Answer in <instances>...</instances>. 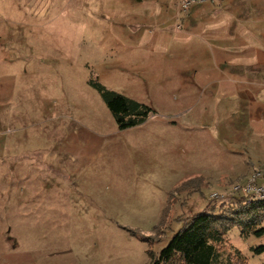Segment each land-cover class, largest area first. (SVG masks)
Returning <instances> with one entry per match:
<instances>
[{
	"label": "rangeland",
	"instance_id": "374dc122",
	"mask_svg": "<svg viewBox=\"0 0 264 264\" xmlns=\"http://www.w3.org/2000/svg\"><path fill=\"white\" fill-rule=\"evenodd\" d=\"M129 3L0 0V264H153L180 216L201 211L212 193L225 194L216 206L231 200L236 178L210 183L240 173L232 157L209 154L202 163L200 149L187 158L188 139L165 116L187 106L129 65L144 56L143 39L112 36L115 21L137 13ZM91 80L153 113L119 129ZM222 134L217 147L247 164ZM226 245L247 264H264V251H254L264 234L243 236L235 226Z\"/></svg>",
	"mask_w": 264,
	"mask_h": 264
},
{
	"label": "crops",
	"instance_id": "0c3cea01",
	"mask_svg": "<svg viewBox=\"0 0 264 264\" xmlns=\"http://www.w3.org/2000/svg\"><path fill=\"white\" fill-rule=\"evenodd\" d=\"M126 1L137 2V13L115 21L111 34L143 39L144 56L129 65L147 76V82L171 89L187 106L183 114L169 110L165 115L167 122L180 124L188 139L187 158L193 160L200 149L202 163L209 154L216 155L217 162L226 153L232 157L231 168L241 171L210 183L217 188L235 178L243 181L253 172L249 163L264 171V0H205L179 17V0ZM123 58L120 64L126 67L128 57ZM242 123L249 126L252 143L245 140ZM223 131L238 153L244 150L249 156L247 164L238 158L236 165L234 151L217 147L216 134Z\"/></svg>",
	"mask_w": 264,
	"mask_h": 264
},
{
	"label": "trees",
	"instance_id": "16d2710c",
	"mask_svg": "<svg viewBox=\"0 0 264 264\" xmlns=\"http://www.w3.org/2000/svg\"><path fill=\"white\" fill-rule=\"evenodd\" d=\"M90 84L97 90L121 130L142 124L153 113L144 103L108 89L97 81L91 80ZM198 178L188 182L201 179ZM185 186H188L187 182L181 188ZM190 186L194 190L197 188ZM233 197L230 202H221L218 206L209 199L201 211L184 218L180 216L178 219L182 220V225L178 231L156 257L151 253L153 264H247L239 249L227 247L226 237L235 226L241 229L243 236L248 233L264 234V227L257 228L264 220V199L240 195L232 200ZM254 251H264V245L254 248Z\"/></svg>",
	"mask_w": 264,
	"mask_h": 264
},
{
	"label": "built area",
	"instance_id": "2783aa9c",
	"mask_svg": "<svg viewBox=\"0 0 264 264\" xmlns=\"http://www.w3.org/2000/svg\"><path fill=\"white\" fill-rule=\"evenodd\" d=\"M205 0H179L177 17L185 13L189 8ZM179 27V25H178ZM232 195L250 196L252 199H264V176L262 173L252 172L243 181H236L231 184ZM211 200L225 201V194L212 193L209 195Z\"/></svg>",
	"mask_w": 264,
	"mask_h": 264
}]
</instances>
